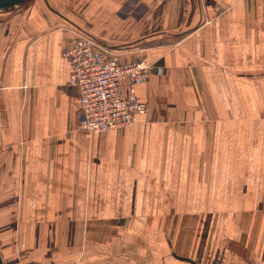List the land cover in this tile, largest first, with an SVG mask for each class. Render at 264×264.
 <instances>
[{
    "label": "crops",
    "instance_id": "1",
    "mask_svg": "<svg viewBox=\"0 0 264 264\" xmlns=\"http://www.w3.org/2000/svg\"><path fill=\"white\" fill-rule=\"evenodd\" d=\"M0 17L18 264H264V0H31ZM83 34L152 65L147 114L90 137L61 57Z\"/></svg>",
    "mask_w": 264,
    "mask_h": 264
},
{
    "label": "built area",
    "instance_id": "2",
    "mask_svg": "<svg viewBox=\"0 0 264 264\" xmlns=\"http://www.w3.org/2000/svg\"><path fill=\"white\" fill-rule=\"evenodd\" d=\"M61 57L69 68L67 84L77 91L78 131L84 137L129 126L137 115L147 114L135 95L136 85L152 68L146 60L123 64L84 34L73 39Z\"/></svg>",
    "mask_w": 264,
    "mask_h": 264
},
{
    "label": "rangeland",
    "instance_id": "3",
    "mask_svg": "<svg viewBox=\"0 0 264 264\" xmlns=\"http://www.w3.org/2000/svg\"><path fill=\"white\" fill-rule=\"evenodd\" d=\"M25 4V3H24ZM24 4L17 5L13 8L2 9L0 13L12 15L16 10L20 9ZM3 17H0L2 20ZM19 223L16 220L5 219L0 220V254L4 264H18L20 260L16 254L19 247L18 230ZM18 253V252H17Z\"/></svg>",
    "mask_w": 264,
    "mask_h": 264
},
{
    "label": "trees",
    "instance_id": "4",
    "mask_svg": "<svg viewBox=\"0 0 264 264\" xmlns=\"http://www.w3.org/2000/svg\"><path fill=\"white\" fill-rule=\"evenodd\" d=\"M177 37H162V36H150L146 40L147 42L144 43L143 45L146 47H152V46H158V45H163V44H171L173 43ZM134 47V46H133ZM119 49H128V46L121 47ZM4 263V261H3Z\"/></svg>",
    "mask_w": 264,
    "mask_h": 264
},
{
    "label": "water",
    "instance_id": "5",
    "mask_svg": "<svg viewBox=\"0 0 264 264\" xmlns=\"http://www.w3.org/2000/svg\"><path fill=\"white\" fill-rule=\"evenodd\" d=\"M29 1H31V0H0V11L2 9H6V8H13L17 5H21V4L27 3ZM181 259L190 262L188 259H183V258H181ZM0 264H4L2 257H1V254H0Z\"/></svg>",
    "mask_w": 264,
    "mask_h": 264
}]
</instances>
